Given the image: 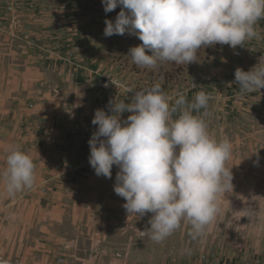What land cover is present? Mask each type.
Segmentation results:
<instances>
[{
  "label": "rangeland",
  "instance_id": "obj_1",
  "mask_svg": "<svg viewBox=\"0 0 264 264\" xmlns=\"http://www.w3.org/2000/svg\"><path fill=\"white\" fill-rule=\"evenodd\" d=\"M4 1L0 170L8 146L19 145L33 159L36 180L14 196L0 181V260L264 264V88L241 93L234 83L237 67L248 71L264 63V19L258 21L260 39L248 40L243 47L216 45L200 49L198 63L150 69L128 57L129 49L142 43L135 34H103L105 20L114 22L120 6L106 13L101 0H9L16 7L7 13ZM59 21L63 27L56 31ZM236 50L242 56H235ZM103 77L148 88L161 83L172 101L180 94L188 103L194 102L196 92L209 95L207 107L193 110V115L206 122L217 141H231L226 166L234 187L220 196L219 212L203 238L193 239L191 225L182 222L164 241H152L140 233L150 227L151 213L141 218L127 214L124 199L113 190L116 166L110 179L97 176L89 162L69 169L89 158L88 141L97 127L91 123L94 111L108 113L109 101L123 99L119 90L108 94L101 89Z\"/></svg>",
  "mask_w": 264,
  "mask_h": 264
},
{
  "label": "clouds",
  "instance_id": "obj_2",
  "mask_svg": "<svg viewBox=\"0 0 264 264\" xmlns=\"http://www.w3.org/2000/svg\"><path fill=\"white\" fill-rule=\"evenodd\" d=\"M101 2L106 13L121 7L114 22L105 20L103 34H135L142 43L130 48L128 57L136 66L150 69L198 63L199 50L216 45L243 47L248 40L260 39L258 21L264 19V0ZM234 83L241 93L259 92L264 88V63L248 71L237 67ZM209 98L199 91L192 103L183 94L172 101L161 83H155L135 90L128 103L109 101L108 113L94 111L91 123L97 127L88 141L89 164L97 176L109 179L113 166L119 169L113 190L124 199L127 214L141 218L151 213L150 227L140 233L154 242L164 241L182 222L191 225L193 239L203 238L219 212L220 196L233 190V174L226 166L231 141H217L206 122L193 115V110L207 107ZM123 113L130 115L122 119ZM5 151L0 181L14 196L34 185L36 166L19 145Z\"/></svg>",
  "mask_w": 264,
  "mask_h": 264
},
{
  "label": "built area",
  "instance_id": "obj_3",
  "mask_svg": "<svg viewBox=\"0 0 264 264\" xmlns=\"http://www.w3.org/2000/svg\"><path fill=\"white\" fill-rule=\"evenodd\" d=\"M3 4H4V8H5L7 13H11L15 10L14 8L16 7V3H12L9 0H5ZM21 10H22V8H21ZM62 27L63 26H62V23L60 21L54 25V29L56 31L61 30ZM234 55L237 57L242 56L240 51H238V50H236L234 52ZM105 85H107V87ZM130 88L134 89V91L135 90L148 89V87L144 83H141V82H127L126 83V82L118 81L115 78H111V77H103V79L101 81V89L104 92H106L108 94H113L115 91L119 90L121 95L123 96V99L125 100V103L130 102L131 97L134 95V91L128 92V89H130ZM126 114L130 115V113H126ZM87 162H89V159H82L79 161L78 165H71L69 167V169L70 170L75 169L76 168L75 166H77L78 168H81V167L85 166L87 164ZM59 168L60 167L56 165L55 169L59 170ZM41 190H42V192H46V189H44V188H42ZM61 261H63V259L59 258L57 260V264H59Z\"/></svg>",
  "mask_w": 264,
  "mask_h": 264
},
{
  "label": "bare ground",
  "instance_id": "obj_4",
  "mask_svg": "<svg viewBox=\"0 0 264 264\" xmlns=\"http://www.w3.org/2000/svg\"><path fill=\"white\" fill-rule=\"evenodd\" d=\"M0 264H14V263L6 260H0Z\"/></svg>",
  "mask_w": 264,
  "mask_h": 264
}]
</instances>
